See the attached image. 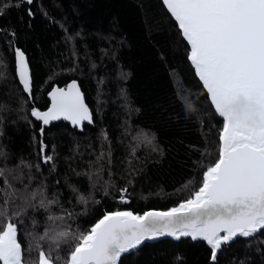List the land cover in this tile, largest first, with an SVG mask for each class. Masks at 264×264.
<instances>
[{
	"label": "trees",
	"instance_id": "16d2710c",
	"mask_svg": "<svg viewBox=\"0 0 264 264\" xmlns=\"http://www.w3.org/2000/svg\"><path fill=\"white\" fill-rule=\"evenodd\" d=\"M0 10V168L11 170L6 176L14 188L42 183L59 200L52 211L61 214L62 206L74 214L72 229L87 231L105 211L165 210L199 187L203 170L218 158L222 119L161 0H0ZM17 47L30 66L31 98L16 76ZM72 79L94 122L78 130L60 121L41 134L31 108L46 109L52 86ZM144 134L154 136L153 144L143 142ZM41 140L44 154L53 156L49 163ZM47 215L30 209L18 224L26 258L28 233H42ZM67 251L63 246L60 255ZM209 257L203 241L185 238L145 243L119 264H212ZM216 264H264V229L223 246Z\"/></svg>",
	"mask_w": 264,
	"mask_h": 264
},
{
	"label": "snow or ice",
	"instance_id": "6c2138e0",
	"mask_svg": "<svg viewBox=\"0 0 264 264\" xmlns=\"http://www.w3.org/2000/svg\"><path fill=\"white\" fill-rule=\"evenodd\" d=\"M163 5L188 45L187 59L214 114L222 119L218 158L203 170L199 187L176 206L143 214L105 211L87 231L73 230L68 221L75 219L74 214L62 206L61 214L52 211L59 200L56 195L49 198L42 183L37 189L26 184L22 192L7 178L11 170L0 168L6 186L0 187V264H119L122 255L162 236L205 241L209 259L216 264L223 246L264 229V0H163ZM28 14L33 15L31 9ZM15 61L23 92L31 98L29 63L18 47ZM48 96L46 110L30 111L42 122L41 134L43 126L54 121H69L81 130L85 122H94L75 80L66 87H53ZM153 141L154 136L143 135V142ZM46 148L41 140L39 152L49 163L53 156L44 154ZM127 192L126 186L119 189L122 203L127 202ZM78 200L87 203L83 195ZM30 209H43L48 215L42 233H28L31 258H26L18 224ZM32 223L37 225L36 220ZM65 245L66 257L60 255Z\"/></svg>",
	"mask_w": 264,
	"mask_h": 264
},
{
	"label": "water",
	"instance_id": "95a60500",
	"mask_svg": "<svg viewBox=\"0 0 264 264\" xmlns=\"http://www.w3.org/2000/svg\"><path fill=\"white\" fill-rule=\"evenodd\" d=\"M162 1V3H163V0H161ZM165 7V6H164ZM165 9H166V7H165ZM167 10V9H166ZM168 12V11H167ZM170 14V13H169ZM171 16V15H170ZM173 20H174V18H173ZM175 21V20H174ZM176 23V22H175ZM177 28H178V26H177ZM179 30V29H178ZM186 42V41H185ZM25 57H26V55H25ZM26 59H27V57H26ZM28 61V60H27ZM190 63V62H189ZM190 65H191V63H190ZM192 66V65H191ZM193 67V66H192ZM29 68H30V66H29ZM194 69V68H193ZM15 72H16V61H15ZM194 72H195V70H194ZM30 75H31V71H30ZM196 75V74H195ZM16 76H17V74H16ZM18 78V77H17ZM198 78V77H197ZM199 79V78H198ZM73 80H75V79H72V80H70L67 84H69L71 81H73ZM76 82H77V84H78V86H79V88H80V90H81V92H82V94H83V96H84V93H83V91H82V89H81V87H80V85H79V82H78V80H75ZM67 84H65V85H63V86H58V85H54V86H52V88L53 87H66L67 86ZM201 84H202V82H201ZM52 88L48 91V92H50L51 90H52ZM48 98H49V104H48V106L50 105V97L48 96ZM84 99H85V96H84ZM85 103H86V100H85ZM87 104V103H86ZM88 105V104H87ZM90 108V107H89ZM47 109V108H46ZM46 109H44V110H46ZM91 110V109H90ZM35 119V118H34ZM37 121V120H36ZM60 121H64V120H60ZM60 121H54V122H52L51 124H53V123H57V122H60ZM38 122H40V121H38ZM66 123H68V124H70L71 126H73L69 121H65ZM41 123V127H42V122H40ZM50 124V125H51ZM84 124H88L87 122H85ZM50 125H48V126H43V127H49ZM91 125V124H90ZM74 127V126H73ZM78 130H81L80 128H77ZM180 203V202H179ZM176 206V205H175ZM174 207V206H173ZM171 208V207H170ZM169 209V208H168ZM123 210H126V209H123ZM123 210H121V211H123ZM148 210H157V211H166L167 209H165V210H162V209H148ZM148 210H146V211H148ZM145 212V211H144ZM134 213H137V212H134ZM138 214H143V212L142 213H138ZM101 218V217H100ZM263 230V229H262ZM259 233V232H258ZM258 233H256V234H254V236L255 235H257ZM185 238H190L191 239V237H181L180 239H175V238H172V237H169V236H162V237H158V238H156V239H153V240H148V241H145L140 247H142L145 243H154V242H158V241H160V240H170V241H174V242H177V241H179V240H181V239H185ZM237 238H239V236L237 237ZM240 238H245V237H240ZM248 238H250V237H248ZM236 239V238H235ZM234 239V240H235ZM192 240V239H191ZM192 241H194V240H192ZM195 241H203V240H200V239H197V240H195ZM204 243H205V245L209 248V246L207 245V243L205 242V241H203ZM139 247V248H140ZM139 248L138 249H136V250H133V251H131L130 253H132V252H136L137 250H139ZM210 249V248H209ZM130 253H128V254H130ZM124 255H127V254H124ZM124 255H122V256H124ZM210 261V260H209ZM211 262V261H210Z\"/></svg>",
	"mask_w": 264,
	"mask_h": 264
}]
</instances>
